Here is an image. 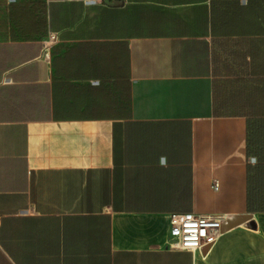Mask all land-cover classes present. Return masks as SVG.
I'll list each match as a JSON object with an SVG mask.
<instances>
[{"label":"crops","instance_id":"0c3cea01","mask_svg":"<svg viewBox=\"0 0 264 264\" xmlns=\"http://www.w3.org/2000/svg\"><path fill=\"white\" fill-rule=\"evenodd\" d=\"M31 1L0 0V264H264V0ZM172 213L245 220L202 258L168 245Z\"/></svg>","mask_w":264,"mask_h":264},{"label":"built area","instance_id":"2783aa9c","mask_svg":"<svg viewBox=\"0 0 264 264\" xmlns=\"http://www.w3.org/2000/svg\"><path fill=\"white\" fill-rule=\"evenodd\" d=\"M106 0H90L91 3H103ZM56 40V34L48 33L44 43L51 44ZM218 187L213 180L212 188ZM222 216L194 215L172 213L168 226V245L191 253L200 252L206 258L215 245L221 232Z\"/></svg>","mask_w":264,"mask_h":264},{"label":"trees","instance_id":"16d2710c","mask_svg":"<svg viewBox=\"0 0 264 264\" xmlns=\"http://www.w3.org/2000/svg\"><path fill=\"white\" fill-rule=\"evenodd\" d=\"M247 131V155L256 158V164L248 166V206L263 204V197L257 196L255 192L254 179L255 175L264 171V115L246 116Z\"/></svg>","mask_w":264,"mask_h":264},{"label":"rangeland","instance_id":"374dc122","mask_svg":"<svg viewBox=\"0 0 264 264\" xmlns=\"http://www.w3.org/2000/svg\"><path fill=\"white\" fill-rule=\"evenodd\" d=\"M31 1V0H30ZM34 8L37 10H40L41 8V0H32ZM30 2V3H31ZM217 55L218 58V73L219 71H224L225 73H229L230 75L234 76L232 80H234V85L237 89H235L234 92H232V95L236 98V101L240 103L242 106V109L245 110L246 105H251L250 101H246L245 99V91H244V81L238 78V71L239 66L242 64V54L241 51H233V52H220ZM223 74V73H220ZM237 80V81H235ZM240 80V81H238ZM231 94V93H230ZM251 109L254 112H258L257 114H254L256 116L261 115V113L264 111V92H257L254 96V99L252 101Z\"/></svg>","mask_w":264,"mask_h":264},{"label":"water","instance_id":"95a60500","mask_svg":"<svg viewBox=\"0 0 264 264\" xmlns=\"http://www.w3.org/2000/svg\"><path fill=\"white\" fill-rule=\"evenodd\" d=\"M107 4L116 6V5H121L122 2L113 0L111 2H107ZM244 220H245V217H239V216H232L229 218H224L223 222L221 224V232H223V231H225V230H227V229H229V228H231L237 224H240Z\"/></svg>","mask_w":264,"mask_h":264}]
</instances>
